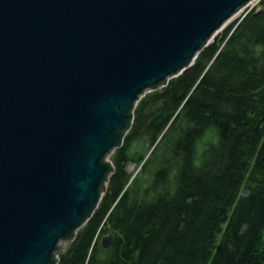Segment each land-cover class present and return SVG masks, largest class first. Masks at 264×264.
Listing matches in <instances>:
<instances>
[{"label":"water","instance_id":"obj_1","mask_svg":"<svg viewBox=\"0 0 264 264\" xmlns=\"http://www.w3.org/2000/svg\"><path fill=\"white\" fill-rule=\"evenodd\" d=\"M253 1L0 0V264H60L138 104Z\"/></svg>","mask_w":264,"mask_h":264},{"label":"trees","instance_id":"obj_2","mask_svg":"<svg viewBox=\"0 0 264 264\" xmlns=\"http://www.w3.org/2000/svg\"><path fill=\"white\" fill-rule=\"evenodd\" d=\"M209 128L215 142H203ZM111 161L97 213L60 264H264V0L143 98Z\"/></svg>","mask_w":264,"mask_h":264},{"label":"rangeland","instance_id":"obj_3","mask_svg":"<svg viewBox=\"0 0 264 264\" xmlns=\"http://www.w3.org/2000/svg\"><path fill=\"white\" fill-rule=\"evenodd\" d=\"M260 3H261V0H254L248 7H246L243 11H241L233 20H232V22H234L235 20H237L238 18H244L249 12H251L252 10H254V9H260ZM231 22V23H232ZM151 94V93H150ZM149 95V94H148ZM147 95V96H148ZM146 96V97H147ZM145 98V97H144ZM128 135V134H127ZM141 146V150L143 149V151L144 152H149V147H150V145L147 143V144H141L140 145ZM135 147H137V144L135 145ZM115 153V152H114ZM114 155V154H113ZM112 158V157H111ZM111 158H110V160H111ZM153 169H154V166H150V168H149V173H151L152 171H153ZM129 172L131 173V174H133V175H135V174H137L139 171L137 170V167H136V165L135 164H131L130 165V167H129ZM149 176H147L146 177V179H147V182H146V184H148V181H149Z\"/></svg>","mask_w":264,"mask_h":264},{"label":"clouds","instance_id":"obj_4","mask_svg":"<svg viewBox=\"0 0 264 264\" xmlns=\"http://www.w3.org/2000/svg\"><path fill=\"white\" fill-rule=\"evenodd\" d=\"M257 55H260V49L259 48L257 49ZM216 139H217V135H216L215 129L209 128L205 133V136L203 138V142H215ZM200 150L202 151V148Z\"/></svg>","mask_w":264,"mask_h":264},{"label":"flooded vegetation","instance_id":"obj_5","mask_svg":"<svg viewBox=\"0 0 264 264\" xmlns=\"http://www.w3.org/2000/svg\"><path fill=\"white\" fill-rule=\"evenodd\" d=\"M164 106H165V107H167V106H168V104H167V102H166V101H164Z\"/></svg>","mask_w":264,"mask_h":264}]
</instances>
